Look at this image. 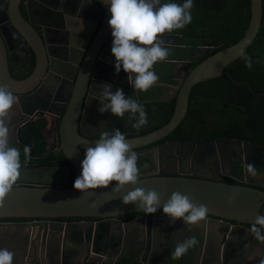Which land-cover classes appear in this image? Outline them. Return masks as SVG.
I'll use <instances>...</instances> for the list:
<instances>
[{
    "label": "flooded vegetation",
    "instance_id": "obj_1",
    "mask_svg": "<svg viewBox=\"0 0 264 264\" xmlns=\"http://www.w3.org/2000/svg\"><path fill=\"white\" fill-rule=\"evenodd\" d=\"M166 2L177 3L176 0H162V3ZM9 4L10 0H0V37L6 52V71L11 79L20 81L27 78L34 71L37 65L38 55H36L28 44L19 38L15 29L11 26L10 21L7 19V13L5 12ZM17 7L21 17L26 22L28 20L31 22L30 26L39 37L43 46L45 60H41L38 63L41 67L40 69L44 65V72L39 77L37 85L31 91V97L29 99L32 108L31 115L20 117L22 115L19 113V110L12 108L10 110V119L7 122L11 133V144L19 147L21 151V175L14 185L40 184L45 186H68L70 185L68 177H70L71 172L68 163L54 161L55 159L63 157L58 149L56 123L61 118L65 107L71 99L77 76L82 67L84 54L99 31L105 13L103 7L95 0H19ZM181 37L182 33H179L178 30L163 34L162 39L165 41L164 47L168 48L169 56L165 61L155 63L152 70L160 71L159 68H164L163 66L166 65L164 69L167 71H161L156 74L159 75V79L149 90L146 92H137L128 83L127 74L123 70L120 71L124 75L123 79L121 78L122 80L120 79L122 76L119 77L113 74L112 71L115 70V61L110 51L112 42L111 32L108 34V37L90 64L87 83L83 90L78 122L86 123V126L84 125L85 131L92 133L86 139L98 140L102 132H112L116 128L125 135V138L141 136L139 135L140 129H137L138 134H129L134 130L132 124L135 122L128 119V113L124 117H115L111 113L106 112L102 114L98 111L102 106L100 101L97 100L100 92L99 85H111L113 92L116 89H122L125 96L137 100L142 105L159 101L169 102L173 98L172 96L177 85L182 80V63H190V67H192L195 61L208 54V52L203 53L206 50L205 46L213 45L203 43V48H200V45H196L201 51L191 50L185 54L183 46L187 50L189 45L183 44L182 46L179 44L178 41ZM211 48L209 49L211 50ZM40 122H43V127L40 129L41 136H37L36 132H38ZM77 132L80 135V129ZM40 139L45 140V152L43 154L36 153V148H39L41 144ZM239 141L246 142L243 140ZM168 142H155L146 147L132 150L139 155L137 166L140 170V177H145L152 172L158 171L160 168H167L172 172L176 171L174 160H167V156L158 151L159 145ZM247 143L251 142L247 141ZM54 144H56L55 147ZM26 145L30 146L31 151L25 163L26 158L23 154V148ZM254 145L264 147L259 144ZM48 150L51 151L47 152ZM238 150L239 147L233 144L224 145L221 149L220 157L218 156L216 158L217 160H214L210 156L208 158L209 163L205 162L200 170L196 169L197 174L201 178L207 177V172L211 169L210 164L213 167L217 165L220 168L221 164L219 160L224 163V160L232 159L234 155H238ZM81 152L84 157V150L81 149ZM166 160L171 163L169 162L167 164L168 162ZM204 160L207 159L203 158ZM239 162L241 163V161L235 158L234 162L229 164L231 168L230 173L234 171L235 166ZM183 169L188 174L191 173L189 166L185 165ZM246 176L247 180L254 181L255 179H260L264 183V168H257L256 175L254 176L249 173H246ZM244 178L242 173H240L239 180L244 181ZM261 190L264 191V189ZM144 213H129L117 217L123 224H127L136 218L142 219L140 221L136 220L132 226L127 227L122 233H118L116 230L112 234L109 231H97L94 234V239L90 237L88 243L90 248L102 250L97 252L90 251L88 260L95 261V257H99L98 255L104 252L107 257H102L101 262L103 264H110L108 259H110L113 253V250H110L111 246L115 248L114 253L117 254L116 258L114 256L111 257L113 264H117L123 256L138 264L144 259L143 263L145 264V258L148 255L152 257V264H173L179 261L170 257V252L176 242L193 235L198 239L201 238L200 223L189 228L182 222L176 226L175 231L167 230V233H164L163 229L166 226L164 223L159 224L156 229L152 228V223H145V218L163 214L162 211H157L152 215ZM130 214L135 215L132 219L125 221L124 216ZM49 220L59 223H74L87 219L74 217ZM89 220L98 221V219ZM33 221L37 220L26 218L0 219L2 223L11 224L30 223ZM148 224L149 227L146 228ZM168 227L171 226L169 225ZM250 227L251 225L246 226L248 230ZM226 232V228L218 227L217 234L222 235L223 238L226 236ZM20 233L21 237H19L21 239L19 241L23 244L27 243V246L24 248L21 245L17 246L14 252V264H38V262L41 264L40 259L43 258V253L47 251L50 253V248H56L57 246H62V249H64L65 264H80L83 260L85 251H83L80 243L84 241L80 238V235L71 234L69 239L63 236L60 238L58 234H52V236L46 235L42 240L40 235L36 236L37 238H34L35 235L31 233L27 235L28 231L26 229H23V231L20 230ZM169 237L171 243L167 244L166 239L169 240ZM214 237L211 232L208 234L207 250H204V244H197L195 253H198L201 249L199 257L192 260L190 258L186 264H208L210 260L213 264V258L217 251L214 248ZM2 238L0 236V240ZM71 241H74L75 244H72ZM93 242L98 246L94 247ZM246 242L251 248V251L245 258V261L248 264H257L264 256V243L251 237H248ZM45 243L46 246L44 245ZM165 250L168 252L167 255L165 254ZM235 253L241 255L244 253V249L240 248ZM157 255L166 256L158 259ZM53 256L56 258L57 254ZM233 263L231 260L227 262V264ZM178 264H181V262Z\"/></svg>",
    "mask_w": 264,
    "mask_h": 264
},
{
    "label": "water",
    "instance_id": "obj_2",
    "mask_svg": "<svg viewBox=\"0 0 264 264\" xmlns=\"http://www.w3.org/2000/svg\"><path fill=\"white\" fill-rule=\"evenodd\" d=\"M18 1L10 0L5 13H7V19L19 38L38 55L37 65L27 78L20 81L11 79L6 71V52L0 37V84L6 85L17 96L18 102L13 108H17L22 115L20 117H24L31 115L32 108L29 99L31 91L37 85L39 77L44 72V65L42 64L43 67L40 69L41 67L38 63L41 60H45V58L42 43L30 26L31 22L29 20L26 22L18 11ZM95 1L103 7L104 19L94 40L84 54L82 67L77 76L71 99L65 107L61 118L56 123L58 149L71 171L70 177H68L70 185H14L3 206H0V219L26 218L37 221L16 224L0 222V236L3 237L0 240V248H8L10 251L15 252L19 245L23 248L26 247L27 243L23 244L19 241L21 239L20 230L23 231V229L28 231L27 235L29 233L34 234V238L40 235L42 240L46 235L58 234L60 238L63 236L70 239V235L74 234L80 235V238L84 241L80 243L83 251H85L80 264H103L101 262L102 257H107L104 252L99 254V257H95V261L88 260L90 251L97 252L102 250L90 248L88 243L90 237L94 239V234L97 231H109L112 234L116 230V232L122 233L127 227L132 226L136 220H142L141 218H136L127 224H123L117 219V217L124 214L144 212L135 204L124 205L121 202L123 195L132 190L133 186H125L120 193H113L111 185L109 188L89 189L85 193L73 188L75 179L81 173L80 165L84 159L81 149L85 151L87 147H94L97 141L86 139L92 133L85 131L86 123L78 122L83 90L88 79V69L99 48L111 32L108 26V20L110 19L108 5L104 0ZM260 20L261 0H249L248 24L242 37L237 42L208 55L193 67H190V63H182L183 77L172 96L174 105L171 117L165 125L157 130L145 135L126 138L132 150L160 141L178 126L185 115L192 86L220 77L223 74V69L237 59L241 51L245 52L256 35ZM205 47L206 50L203 53L209 52L211 46L206 45ZM78 129H80V135L77 132ZM138 133L137 129L134 128L129 134ZM226 144L238 146V155H234L232 159L224 160V163L219 160L220 168L217 165L213 167L210 164L211 169L207 172V177L201 178L197 174L196 169L200 170L205 162L209 163L208 158L210 156H212V159L217 160L216 158L221 155V149ZM50 151L48 150L47 152ZM158 151L159 153H164L167 156V160H174L176 171L172 172L167 168H160L145 177H140V182L135 187L156 190L160 194L161 205L173 192L187 194L193 198L195 203L206 205L209 212L206 220L200 222L202 233L198 244H204V250H207L208 234L211 232L215 236L214 248L217 250L213 258V264H227L230 260L234 262L233 264H248L245 258L251 248L246 240L248 237L252 239L254 237L249 233L246 226L251 225L257 214L264 215V191L261 190L264 189V183L260 179L247 180V172L244 165L249 163L256 169L264 168V147L227 138H218L212 141H199L188 138L176 142L162 143L159 145ZM181 157L184 158L181 159ZM203 158L207 160L203 161ZM235 158L241 161L239 164L241 165V173L245 177L244 181L238 178L236 179L238 184L225 183L221 179L223 177H232L229 164L234 162ZM185 165L190 167L191 173L188 174L183 169ZM230 199L231 203H229ZM157 211L162 210L158 209ZM74 217L79 219H98V221L80 220L74 223H59L49 220ZM182 222V220H177L174 224H170L164 214L145 218V223H152L153 229L164 223L166 225L165 229H163L164 233H167V230L175 231L176 226ZM169 225L171 227H168ZM148 227L149 224L146 225V228ZM218 227L227 229V234L224 238L222 235L217 234ZM170 240V237L169 240L166 239V243H171ZM71 243L75 244L74 241H71ZM44 245L46 246V243ZM93 245L94 247L98 246L95 242H93ZM240 248L244 249V253L238 255L235 250L239 251ZM50 250L52 254H50L51 252L48 253V251L43 253V258L40 259L41 264H65V253L62 246L51 247ZM110 250H113L112 256L116 258L115 248L110 246ZM195 250L191 260L199 257L201 253V249L198 253H195ZM54 254H57L56 258L53 256ZM165 254H168L167 250H165ZM21 255L23 256V254ZM166 255H157V258H164ZM111 257L108 261L113 264ZM151 259V255H148L145 258V264H152ZM261 259H264V256ZM141 261L139 264H144V259ZM38 264L40 263L38 262ZM208 264H212L211 260L208 261Z\"/></svg>",
    "mask_w": 264,
    "mask_h": 264
},
{
    "label": "clouds",
    "instance_id": "obj_3",
    "mask_svg": "<svg viewBox=\"0 0 264 264\" xmlns=\"http://www.w3.org/2000/svg\"><path fill=\"white\" fill-rule=\"evenodd\" d=\"M104 2L110 13V51L115 61V72L123 70L135 91L146 92L159 79L152 70L154 64L165 61L169 56L168 48L164 47L163 34L182 29L191 23L193 0H184L182 4L162 3V0ZM239 55L245 66L251 68V58L243 51ZM99 86L97 100L102 105L98 109L100 113H111L115 117H124L128 113V119L135 121L132 127L136 129L148 124L145 108L137 100L125 96L122 89L113 92L111 85ZM17 102V96L6 85L0 84V206H3L21 175V151L11 144L7 124L10 110ZM30 151L29 145L24 146L25 163ZM138 159V153L132 151L130 143L118 128L112 132H102L95 146L85 149L80 165L81 173L75 179L73 188L85 193L89 189L109 188L111 185L113 193H120L125 186L130 185L133 186L132 190L121 198L124 205L135 204L148 215L155 214L160 209L170 224L182 220L189 228L206 220L208 207L195 203L187 194L173 192L161 205L160 194L156 190L135 187L140 182ZM244 167L247 173L256 175L257 169L252 164L245 163ZM231 202L230 199L229 203ZM248 231L255 240L264 243V215L257 214ZM198 243L196 236L186 237L175 243L170 257L179 260ZM14 255L8 248H0V264H13ZM258 264H264V259L259 260Z\"/></svg>",
    "mask_w": 264,
    "mask_h": 264
},
{
    "label": "trees",
    "instance_id": "obj_4",
    "mask_svg": "<svg viewBox=\"0 0 264 264\" xmlns=\"http://www.w3.org/2000/svg\"><path fill=\"white\" fill-rule=\"evenodd\" d=\"M176 2L182 4L184 0ZM191 15V23L178 29L182 33L179 44L189 45L187 50L183 46L184 53L191 50L201 51L196 45L203 48V43L213 44L208 54L195 61L193 67L208 55L234 44L242 37L248 24L249 0H193ZM244 53L251 58L252 67H246L239 56L223 69L220 77L192 86L182 121L167 137L158 142L188 138L199 141L227 138L264 146V0H261L260 26ZM112 72L123 79L122 73H116L115 70ZM173 105L174 98L169 102L143 104L148 124L140 128L139 135L165 125L171 117ZM42 127L43 122H40L37 136H41ZM40 142V147L36 148L37 154L45 152V140L40 139ZM54 161L66 162L63 157ZM240 168L238 163L231 172L232 177H224L222 181L238 184L236 179L240 177ZM134 215H126L124 220L128 221ZM196 246L173 264H186ZM117 264L138 263L123 256Z\"/></svg>",
    "mask_w": 264,
    "mask_h": 264
},
{
    "label": "rangeland",
    "instance_id": "obj_5",
    "mask_svg": "<svg viewBox=\"0 0 264 264\" xmlns=\"http://www.w3.org/2000/svg\"><path fill=\"white\" fill-rule=\"evenodd\" d=\"M165 66H166V65H165ZM165 66H163V67L165 68ZM164 68H159L160 71H155V73L158 74V73L161 72V71H162V72L167 71V70H165ZM157 76H159V75H157Z\"/></svg>",
    "mask_w": 264,
    "mask_h": 264
},
{
    "label": "crops",
    "instance_id": "obj_6",
    "mask_svg": "<svg viewBox=\"0 0 264 264\" xmlns=\"http://www.w3.org/2000/svg\"><path fill=\"white\" fill-rule=\"evenodd\" d=\"M236 251V250H235Z\"/></svg>",
    "mask_w": 264,
    "mask_h": 264
}]
</instances>
